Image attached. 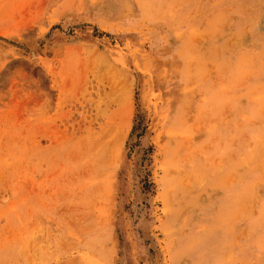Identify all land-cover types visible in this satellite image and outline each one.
<instances>
[{"label":"rangeland","instance_id":"obj_1","mask_svg":"<svg viewBox=\"0 0 264 264\" xmlns=\"http://www.w3.org/2000/svg\"><path fill=\"white\" fill-rule=\"evenodd\" d=\"M234 8L0 0V264H264V40L186 49Z\"/></svg>","mask_w":264,"mask_h":264},{"label":"bare ground","instance_id":"obj_2","mask_svg":"<svg viewBox=\"0 0 264 264\" xmlns=\"http://www.w3.org/2000/svg\"><path fill=\"white\" fill-rule=\"evenodd\" d=\"M224 1L235 7L237 15L230 16L219 12L217 16L209 19L205 29L188 37L189 44L186 49L190 51L189 53L196 55L211 45L216 50L222 47L221 54L228 52L249 54L259 46L260 41L264 40V0ZM207 191L197 196L199 204L208 203L217 194L215 188Z\"/></svg>","mask_w":264,"mask_h":264}]
</instances>
